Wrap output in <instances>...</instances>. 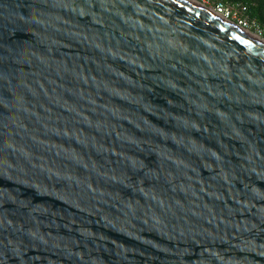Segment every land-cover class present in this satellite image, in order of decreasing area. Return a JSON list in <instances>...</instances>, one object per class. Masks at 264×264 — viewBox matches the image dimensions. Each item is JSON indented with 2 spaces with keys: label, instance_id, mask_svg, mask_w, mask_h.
<instances>
[{
  "label": "water",
  "instance_id": "obj_1",
  "mask_svg": "<svg viewBox=\"0 0 264 264\" xmlns=\"http://www.w3.org/2000/svg\"><path fill=\"white\" fill-rule=\"evenodd\" d=\"M184 0H0V264H264V46Z\"/></svg>",
  "mask_w": 264,
  "mask_h": 264
},
{
  "label": "built area",
  "instance_id": "obj_2",
  "mask_svg": "<svg viewBox=\"0 0 264 264\" xmlns=\"http://www.w3.org/2000/svg\"><path fill=\"white\" fill-rule=\"evenodd\" d=\"M202 5L211 14L229 25L264 40V26L251 18L248 5L241 2L229 3L221 0H203Z\"/></svg>",
  "mask_w": 264,
  "mask_h": 264
},
{
  "label": "trees",
  "instance_id": "obj_3",
  "mask_svg": "<svg viewBox=\"0 0 264 264\" xmlns=\"http://www.w3.org/2000/svg\"><path fill=\"white\" fill-rule=\"evenodd\" d=\"M223 2H241L249 7L251 18L264 26V0H221Z\"/></svg>",
  "mask_w": 264,
  "mask_h": 264
},
{
  "label": "bare ground",
  "instance_id": "obj_4",
  "mask_svg": "<svg viewBox=\"0 0 264 264\" xmlns=\"http://www.w3.org/2000/svg\"><path fill=\"white\" fill-rule=\"evenodd\" d=\"M184 1H186L187 3H189L192 6L200 8L201 10H203L205 12H209V11L206 10V8L202 4L198 3L196 0H184ZM243 32H245V31H243ZM244 34H246L247 36H249L250 38H252L256 42H258L259 44L264 46V40L263 39H260V38L254 36L253 34L247 32V31Z\"/></svg>",
  "mask_w": 264,
  "mask_h": 264
},
{
  "label": "rangeland",
  "instance_id": "obj_5",
  "mask_svg": "<svg viewBox=\"0 0 264 264\" xmlns=\"http://www.w3.org/2000/svg\"><path fill=\"white\" fill-rule=\"evenodd\" d=\"M198 3L203 4V0H196Z\"/></svg>",
  "mask_w": 264,
  "mask_h": 264
}]
</instances>
